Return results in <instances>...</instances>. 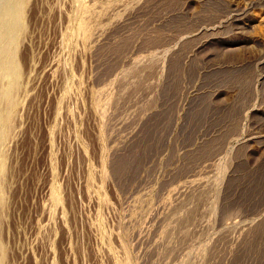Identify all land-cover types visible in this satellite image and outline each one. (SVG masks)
<instances>
[{
  "label": "rangeland",
  "instance_id": "obj_1",
  "mask_svg": "<svg viewBox=\"0 0 264 264\" xmlns=\"http://www.w3.org/2000/svg\"><path fill=\"white\" fill-rule=\"evenodd\" d=\"M0 36V264H264V0H0Z\"/></svg>",
  "mask_w": 264,
  "mask_h": 264
},
{
  "label": "bare ground",
  "instance_id": "obj_2",
  "mask_svg": "<svg viewBox=\"0 0 264 264\" xmlns=\"http://www.w3.org/2000/svg\"><path fill=\"white\" fill-rule=\"evenodd\" d=\"M20 2H21V0H20ZM16 5H17V4H16ZM78 6H79V5H78ZM80 8H81V7H80ZM78 9H79V8H78ZM82 10H83V9H82ZM75 13H78V10H77V9H76V12H75ZM75 16H76V14H75ZM76 21H77V20H76ZM75 26H76V24H75ZM73 29H75V28H73ZM84 29H85V28H84ZM0 37H1V36H0ZM5 47H6V46H5ZM3 51H4V50H3ZM2 53H3V52H2ZM6 53H7V52H6ZM4 55H5V54H4ZM9 55H10V54H9ZM11 60H12V59H11ZM10 62H11V61H10ZM9 65H11V64H9ZM11 66H12V65H11ZM8 68H9V67H8ZM9 71H10V70H9ZM14 73H15V72H14ZM14 73H13V74H14ZM1 79H2V78H1ZM7 92H8V91H7ZM4 96H5V95H4ZM4 96H3V97H4ZM3 99H4V98H3ZM11 99H12V98H11ZM9 101H10V100H9ZM11 101H12V100H11ZM11 101H10V102H11ZM7 103H8V102H7ZM9 105H11V104H9ZM3 122H4V121H3ZM5 122H6V121H5ZM135 153L137 154V151H135ZM134 155H135V154H134ZM136 156H137V155H135V157H136ZM132 157H133V156H132ZM130 158H131V157H130ZM136 158H137V157H136ZM123 160H124V159H123ZM130 160H131V159H130ZM119 161H120V159H119ZM126 161H127V160H126ZM126 161H120V162H118L117 164H119V165H118L119 167H122V166L124 167V165L127 164ZM128 161H129V159H128ZM132 161H133V160H132ZM116 162H117V161H116ZM130 162H131V161H129V163H130ZM134 162H136V159H135ZM132 163H133V162H132ZM132 163H131V164H132ZM117 164H116V166H117ZM116 166H114V167L116 168ZM126 166H129V164H128V165H125V167H126ZM180 220H181V219H180ZM181 222H182V221H181ZM170 228H171V227H170ZM262 229H263V228H262ZM171 231H172V230H171ZM172 232H173V231H172ZM170 235H171V234H170ZM257 242H258V241H257ZM251 244H252V243H251ZM251 244H250V245H251ZM253 246H254V245H253ZM250 247H251V246H250ZM251 248H252V247H251ZM128 256H129V255H128ZM126 257H127V256H126ZM126 257H125V258H126ZM127 258H128V257H127ZM127 258H126V259H127ZM126 259H125V260H126ZM130 260H131V259H130ZM130 260H127V261H128V262H127L128 264H131L132 261H130Z\"/></svg>",
  "mask_w": 264,
  "mask_h": 264
}]
</instances>
